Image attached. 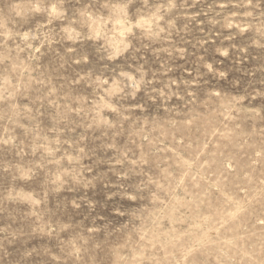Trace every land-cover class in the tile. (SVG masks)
Segmentation results:
<instances>
[{"label":"rangeland","instance_id":"374dc122","mask_svg":"<svg viewBox=\"0 0 264 264\" xmlns=\"http://www.w3.org/2000/svg\"><path fill=\"white\" fill-rule=\"evenodd\" d=\"M0 264H264V0H0Z\"/></svg>","mask_w":264,"mask_h":264}]
</instances>
